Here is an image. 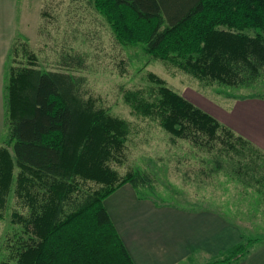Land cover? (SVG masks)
I'll return each mask as SVG.
<instances>
[{"label": "trees", "instance_id": "1", "mask_svg": "<svg viewBox=\"0 0 264 264\" xmlns=\"http://www.w3.org/2000/svg\"><path fill=\"white\" fill-rule=\"evenodd\" d=\"M90 2L120 45L140 44L149 56L206 83L252 89L264 82V0ZM35 62L31 55L27 66L11 67L4 85L11 153L0 147V217L14 168L17 195L29 208L27 217L14 214L27 238L16 263L133 264L103 205L124 184L142 198L138 190L149 181L137 172L119 175L109 165L122 156L128 122L84 96V78L66 71L81 66L79 58L63 56L58 70ZM148 77V94L124 95L133 113L156 120L172 139L213 153L215 170L227 167L223 160H247L237 162L236 172L241 164L254 168L248 177L264 187V162L257 169L252 162L264 156L160 78ZM260 239L245 246L239 241L209 264L237 263Z\"/></svg>", "mask_w": 264, "mask_h": 264}, {"label": "rangeland", "instance_id": "2", "mask_svg": "<svg viewBox=\"0 0 264 264\" xmlns=\"http://www.w3.org/2000/svg\"><path fill=\"white\" fill-rule=\"evenodd\" d=\"M31 55L36 57L37 67L46 70H58L65 55L79 58L81 66L66 71L84 78V96L128 122L130 133L122 156L109 165L122 176L137 172L149 178L138 190L140 199L155 206L207 210L235 228L241 239L237 242L243 246L248 240L264 237V187L248 177L254 175V168L250 171L241 164L236 172L237 162L247 160H223L227 167L215 170L213 153L187 140L172 139L156 120L136 115L124 101L128 91L148 94L153 87L148 76L153 74L264 156L263 81L252 89L206 83L149 56L140 44L120 45L90 0H0V147L10 153L4 85L9 69L27 66ZM262 161L252 160L256 169ZM17 174L14 168L1 210L0 264H17L20 246L27 239L14 215L24 218L29 214L26 198L17 195ZM195 255L179 264H209L228 252L219 257L207 255L200 262Z\"/></svg>", "mask_w": 264, "mask_h": 264}, {"label": "crops", "instance_id": "3", "mask_svg": "<svg viewBox=\"0 0 264 264\" xmlns=\"http://www.w3.org/2000/svg\"><path fill=\"white\" fill-rule=\"evenodd\" d=\"M103 205L133 264H179L193 254L199 261L218 256L240 239L235 228L207 210L155 206L138 198L129 184ZM234 264H264V237Z\"/></svg>", "mask_w": 264, "mask_h": 264}]
</instances>
